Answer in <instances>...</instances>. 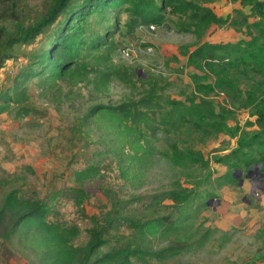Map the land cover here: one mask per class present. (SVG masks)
Instances as JSON below:
<instances>
[{
  "label": "rangeland",
  "instance_id": "obj_1",
  "mask_svg": "<svg viewBox=\"0 0 264 264\" xmlns=\"http://www.w3.org/2000/svg\"><path fill=\"white\" fill-rule=\"evenodd\" d=\"M163 1L135 2L138 5L159 6ZM185 1L208 8L218 17L225 18L234 9L250 15L249 7H243L240 0ZM48 2L19 0L17 4L19 10L25 5L28 21H34L43 14ZM78 4L82 3L73 0L70 7L80 6ZM164 16L162 25L150 24L153 26L150 29V25L128 24L131 21L129 14H96L86 25L90 30L88 39L101 36L108 28L112 30V36L106 40L107 46L99 51L88 49L80 53V62L93 71L120 73L127 68L134 70L141 81H145L148 75L163 79L153 86L135 81L129 88L115 77L110 78L107 86H95L93 73L91 80L73 88L70 95H67L70 90L67 83L59 82L61 95L55 98L47 93L38 79L24 84L28 99L26 104L33 109V113L27 117L17 116L15 107L0 115V202L13 190L23 199L46 202L54 211L50 220L79 228V236L73 244L83 247L88 241V230L92 228V217L102 221L114 207L115 213L131 216L135 221L167 215L171 211L166 208L169 203L157 206L151 197L169 191L180 193L185 189L190 197H198L190 205L187 221L178 229L149 237L143 243L148 254L174 246L183 250L174 255L144 260L132 258V263L245 264L255 252L262 250L258 236L264 228V178L261 176L264 128L258 126L256 120L264 111V89L257 103L249 108H242L240 102L221 92L208 97L196 96L190 80L193 70L186 67L182 52L205 43L237 46L247 38L246 30L210 27L198 40L179 29L186 20L171 15L169 8ZM253 21L252 18L248 20L249 23ZM255 34L251 31L250 35ZM40 38L38 36L37 40ZM34 47L17 49L26 53ZM126 49L129 50L125 52L127 56L122 53ZM27 63L21 57L6 62L0 71V89L4 91L11 87L13 79ZM240 87L243 88L242 85ZM140 99H146L145 107L139 109L140 113L152 120L156 129L153 133L140 126L143 133L141 144L149 147L152 157L146 167L141 166L138 174L129 172L126 179L113 157L103 154L98 133L87 129L78 132L77 122L93 105L125 109L126 105ZM176 102L185 106L200 102V110L205 114H210L209 103L223 108L226 110L225 130L204 141L201 140V132L194 126L175 131L170 124H178L181 108L171 105ZM248 142L251 144L243 148ZM171 143H176L181 149L199 151L208 159V168L201 165L183 169L173 167L164 155ZM232 151L237 152V159H230L229 165L212 162L213 157L219 158ZM92 164L98 166L99 173L82 185L87 192L82 210L74 205L70 195L59 196L51 202L54 193L79 186L74 174ZM231 164L237 167L232 174L238 178L234 177L235 182L223 185L218 177L230 173ZM115 233L117 237H125L124 241L131 240L135 235L127 225ZM1 243L0 237V264H38L33 256L18 246L15 239L6 246Z\"/></svg>",
  "mask_w": 264,
  "mask_h": 264
},
{
  "label": "trees",
  "instance_id": "obj_2",
  "mask_svg": "<svg viewBox=\"0 0 264 264\" xmlns=\"http://www.w3.org/2000/svg\"><path fill=\"white\" fill-rule=\"evenodd\" d=\"M73 0H49L48 7L43 14L28 21L26 6L18 8L19 0H0V71L8 61H15L19 57L28 63L14 79L11 87L0 89V115L16 107L17 116L27 117L33 113L27 103L24 84L29 80L38 79L48 94L59 98L61 90L59 82H65L73 93V88L91 80L95 86H107L110 78L115 77L131 88L135 81L150 86L163 80L148 75L145 81L136 77V72L125 68L122 72H105L88 69L80 62L83 50L99 51L107 46L112 36L111 31L104 29L101 36L88 39L90 30L87 22L96 14L114 12L115 14H129L130 23L135 25H162L165 21L164 12L169 8L171 15L186 20L179 29L190 33L198 40L202 33L210 27H229L245 29L247 38L237 43L229 44H201L191 50L183 51L186 67L193 70L190 80L193 84V94L208 97L219 92L231 100L240 102L242 108L254 106L264 89V1L240 0L243 7H249L250 15L234 9L227 17H218L208 8H200L185 0H164L162 5H138L136 0H79L82 3L75 8L70 7ZM207 2V0H204ZM235 2L236 0H229ZM162 3V2H161ZM124 7L123 9H121ZM249 18L254 21L249 23ZM11 24L14 25L11 27ZM251 31L255 35H250ZM41 36L39 40L37 37ZM110 44V43H109ZM22 53L21 47H31ZM128 71L129 74L128 75ZM242 85L243 88L240 87ZM231 94V95H230ZM146 99L130 103L123 107H110L102 104L91 106L77 122L78 132L82 129L98 133L99 142L104 149L103 154L111 155L124 178H129V172L146 167L152 157L149 147L141 144L144 128L155 133L154 122L149 120L139 109L145 107ZM26 104V105H25ZM179 106L178 124H170L175 131L186 126H194L202 134L201 140H206L222 133L225 111L223 108L209 103L210 114L201 112L200 102H191ZM193 118H196L194 120ZM165 123V122H164ZM133 124V125H132ZM256 124L264 128V111L259 113ZM135 126V127H134ZM248 142L243 147H248ZM242 148V147H241ZM164 155L175 168L201 165L208 168V159L199 151L181 149L176 143H171ZM237 152L232 151L221 157H213L214 164L229 165L230 159H237ZM264 174V159L261 161ZM232 171L218 177L222 184L235 182L232 172L237 167L230 165ZM99 173L96 164L89 165L74 174L75 182L79 186L69 187L51 196L53 203L57 197L70 195L74 205L82 210L87 200V192L82 188L84 183L90 182ZM133 178V177H131ZM221 184V185H222ZM153 204L161 206L163 202L169 204L166 208L171 211L167 215H157L140 221L131 216L115 213V207L108 211L102 221L91 218L92 228L88 230V241L83 247H76L73 243L79 236L76 225L50 220L53 214L52 206L44 201H30L18 197L16 191L6 194L0 202V237L2 246H6L15 239L18 246L27 251L38 264H133L132 258L144 260L148 257H163L174 255L183 250L172 247L157 252L144 251V241L169 230H176L180 224L187 221V213L197 196L190 197L185 189L177 193L169 191L151 197ZM113 199L112 201H114ZM165 208V207H162ZM165 208V209H166ZM154 215V214H152ZM127 225L135 232L131 240L117 237V229ZM258 238L261 240L262 250L257 251L245 264H264V228ZM107 248L106 251H102Z\"/></svg>",
  "mask_w": 264,
  "mask_h": 264
},
{
  "label": "water",
  "instance_id": "obj_3",
  "mask_svg": "<svg viewBox=\"0 0 264 264\" xmlns=\"http://www.w3.org/2000/svg\"><path fill=\"white\" fill-rule=\"evenodd\" d=\"M238 173V175L240 174L239 172H237ZM261 176L264 178V174L263 173H261ZM233 177H237L236 176V174L235 175H233ZM238 178V177H237ZM239 181V186L241 185V183H240V180H238Z\"/></svg>",
  "mask_w": 264,
  "mask_h": 264
},
{
  "label": "built area",
  "instance_id": "obj_4",
  "mask_svg": "<svg viewBox=\"0 0 264 264\" xmlns=\"http://www.w3.org/2000/svg\"><path fill=\"white\" fill-rule=\"evenodd\" d=\"M149 28H150V29H152V28H153V26H152V25H150V26H149ZM126 51H129V50H128V49H126V50H123V51H122V53H125Z\"/></svg>",
  "mask_w": 264,
  "mask_h": 264
},
{
  "label": "clouds",
  "instance_id": "obj_5",
  "mask_svg": "<svg viewBox=\"0 0 264 264\" xmlns=\"http://www.w3.org/2000/svg\"><path fill=\"white\" fill-rule=\"evenodd\" d=\"M125 56H127V53H124Z\"/></svg>",
  "mask_w": 264,
  "mask_h": 264
}]
</instances>
